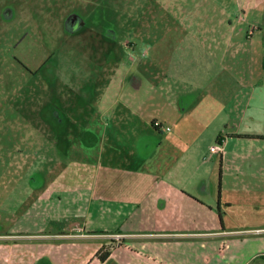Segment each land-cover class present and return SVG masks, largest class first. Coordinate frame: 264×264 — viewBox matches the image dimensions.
<instances>
[{
  "label": "crops",
  "instance_id": "crops-1",
  "mask_svg": "<svg viewBox=\"0 0 264 264\" xmlns=\"http://www.w3.org/2000/svg\"><path fill=\"white\" fill-rule=\"evenodd\" d=\"M186 3L167 39L104 43L124 61L95 105L32 130L72 147L0 194V264H264V44Z\"/></svg>",
  "mask_w": 264,
  "mask_h": 264
},
{
  "label": "rangeland",
  "instance_id": "rangeland-1",
  "mask_svg": "<svg viewBox=\"0 0 264 264\" xmlns=\"http://www.w3.org/2000/svg\"><path fill=\"white\" fill-rule=\"evenodd\" d=\"M186 2L190 0H0V194L15 183L23 186L25 173L39 170L46 151L54 147L56 157L60 146L72 147L71 142L51 145L32 130L45 118L67 121L68 110L95 105L85 95L98 96L124 61L116 48L106 62L104 43L121 44L136 29L141 44L167 39V30L180 26L176 9ZM205 2L210 28L218 27L223 10L243 33L257 26L251 42L264 44V0H192L195 6ZM7 220L0 214L1 230L7 229Z\"/></svg>",
  "mask_w": 264,
  "mask_h": 264
},
{
  "label": "built area",
  "instance_id": "built-area-1",
  "mask_svg": "<svg viewBox=\"0 0 264 264\" xmlns=\"http://www.w3.org/2000/svg\"><path fill=\"white\" fill-rule=\"evenodd\" d=\"M155 125L157 126L158 123L154 122V126ZM166 130H168V128H166ZM209 150L212 153H217L218 151L221 150V144H215V145L211 146L209 148ZM245 232H249V233H252V234H264V228H254V229H251V230H247ZM112 237L115 238V239H120L121 235L120 234H114Z\"/></svg>",
  "mask_w": 264,
  "mask_h": 264
},
{
  "label": "trees",
  "instance_id": "trees-1",
  "mask_svg": "<svg viewBox=\"0 0 264 264\" xmlns=\"http://www.w3.org/2000/svg\"><path fill=\"white\" fill-rule=\"evenodd\" d=\"M244 137H248V136H244ZM254 137H261V136H254ZM109 253H110V247L103 246L100 249L98 256L103 261L109 255Z\"/></svg>",
  "mask_w": 264,
  "mask_h": 264
}]
</instances>
